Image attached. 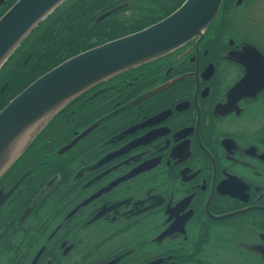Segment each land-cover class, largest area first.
<instances>
[{
	"label": "flooded vegetation",
	"instance_id": "1",
	"mask_svg": "<svg viewBox=\"0 0 264 264\" xmlns=\"http://www.w3.org/2000/svg\"><path fill=\"white\" fill-rule=\"evenodd\" d=\"M165 1L83 0L35 60ZM263 237L264 0H223L201 39L81 98L0 183V249L22 264H264Z\"/></svg>",
	"mask_w": 264,
	"mask_h": 264
},
{
	"label": "water",
	"instance_id": "2",
	"mask_svg": "<svg viewBox=\"0 0 264 264\" xmlns=\"http://www.w3.org/2000/svg\"><path fill=\"white\" fill-rule=\"evenodd\" d=\"M65 1L18 0L9 8L0 18V69L32 31ZM222 2L185 0L158 23L80 53L37 78L0 110V177L53 118L81 95L164 57L193 39H201ZM257 251L264 259V247Z\"/></svg>",
	"mask_w": 264,
	"mask_h": 264
},
{
	"label": "trees",
	"instance_id": "3",
	"mask_svg": "<svg viewBox=\"0 0 264 264\" xmlns=\"http://www.w3.org/2000/svg\"><path fill=\"white\" fill-rule=\"evenodd\" d=\"M17 1V0H16ZM83 0H66L63 2L58 8H56L44 21H42L33 31L32 33L22 42V44L15 50V52L11 55V57L7 60V62L0 69V110L4 108L10 100H12L16 95H18L22 90H24L28 85H30L33 81H35L38 77L50 71L60 63L65 60L82 53L86 50L97 47L106 42H110L112 40L118 39L120 37L138 32L143 30L144 28L162 20L163 18L170 15L174 12L178 7L182 5L185 0H166L164 5V15L159 19H153L151 22L143 23L144 25H140L138 27H132L127 31H123L124 33L120 34L115 31H111L109 33L106 32L105 29H102L101 32H105L104 34L95 33V27L97 25L92 24L90 28H92V34L87 37V40L83 43H76L70 45L65 53L63 58H58L61 53L62 47L50 52L49 54L44 55L43 61L35 60L37 55H41L42 47L37 48L40 44L44 46L45 41L43 38L49 32L53 31L56 27L59 26L61 22V18L68 11L75 10L76 6L81 3ZM14 2H11L4 9H2L0 13V17L7 11V9L13 5ZM62 28L59 29L58 34H60ZM101 34V35H100ZM91 38H97L96 41L90 43L89 40ZM68 44H64L65 48ZM30 51H32L30 53ZM35 52L34 55L32 53ZM143 67V66H141ZM140 67V68H141ZM128 73V72H127ZM127 73L119 75L110 81L104 83L107 84L111 81H114ZM100 86V85H99ZM99 86L92 88L87 91L85 94L81 95L79 98L71 102L68 106H66L62 111H60L53 120L46 126V128L42 131V133L35 139V141L31 144L28 150L20 157V159L12 165L1 177L0 183L9 175L13 174L14 169L20 164L25 157H27L33 147L36 145L38 140L44 135V133L54 124L64 113H66L72 106H74L81 98H84L86 95L95 91V89Z\"/></svg>",
	"mask_w": 264,
	"mask_h": 264
},
{
	"label": "rangeland",
	"instance_id": "4",
	"mask_svg": "<svg viewBox=\"0 0 264 264\" xmlns=\"http://www.w3.org/2000/svg\"><path fill=\"white\" fill-rule=\"evenodd\" d=\"M15 243L16 244H20V239L15 240ZM27 243H28V241L23 242V245H22L23 249L25 248V246H28ZM2 247H3V245H2ZM11 255H13V257H14V262L19 261V263L22 264V262H20V261H22L23 256L20 254L19 255V260H17L18 259V255H14L13 254L12 248L9 249V250H5V248H1L0 249V264H7L8 258ZM27 256H28V254H26L25 257H27Z\"/></svg>",
	"mask_w": 264,
	"mask_h": 264
}]
</instances>
